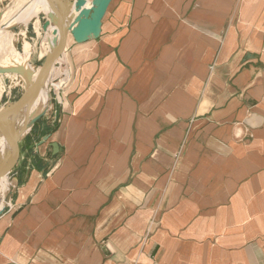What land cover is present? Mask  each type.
I'll list each match as a JSON object with an SVG mask.
<instances>
[{
  "label": "crops",
  "instance_id": "0c3cea01",
  "mask_svg": "<svg viewBox=\"0 0 264 264\" xmlns=\"http://www.w3.org/2000/svg\"><path fill=\"white\" fill-rule=\"evenodd\" d=\"M31 13L7 39L37 69L54 36ZM18 78L0 74V109ZM49 87L0 264H264V0H113L98 39L69 35Z\"/></svg>",
  "mask_w": 264,
  "mask_h": 264
},
{
  "label": "water",
  "instance_id": "95a60500",
  "mask_svg": "<svg viewBox=\"0 0 264 264\" xmlns=\"http://www.w3.org/2000/svg\"><path fill=\"white\" fill-rule=\"evenodd\" d=\"M113 0H92L88 6L87 0H46L48 13H43L46 21L43 24L45 32L55 25L50 51L43 64L37 69L28 65L9 63L10 67L1 68V75H16L21 78L24 92L15 102H9L0 109V136L5 139L9 149L0 151V182L4 180L3 192L0 198V216L9 207L14 195V182L10 177L21 157V144L33 130L35 124L48 114L53 108V94L49 87V77L57 62L61 59L69 35L76 43L82 44L101 36L103 20ZM29 5L23 6L5 23L1 25L0 36L7 31L12 32L20 24L16 21L25 13ZM7 60L5 53H0ZM9 60V59H8ZM10 61V60H9ZM48 89L45 107L37 112L34 109L44 87ZM48 136H44L46 141ZM54 153L58 152V145L53 143Z\"/></svg>",
  "mask_w": 264,
  "mask_h": 264
},
{
  "label": "bare ground",
  "instance_id": "6f19581e",
  "mask_svg": "<svg viewBox=\"0 0 264 264\" xmlns=\"http://www.w3.org/2000/svg\"><path fill=\"white\" fill-rule=\"evenodd\" d=\"M91 2L92 1H88V6L91 5ZM16 5L21 6L20 8H22L23 6L29 5V8L25 11V13L19 19H21L24 16L30 14L32 11L33 12L31 13L30 16H32L34 14L36 15L37 11L39 12L38 15L40 13H48V11H49L47 3H46V0H18L16 2ZM20 8H16L14 10H11V11L5 13L2 16L1 25L5 24L17 12V10H19ZM50 28L52 30H54L55 29V25L51 26ZM8 46L9 45L7 43V32H6L5 34L0 36V53H5V56H7V58L10 61L8 59L5 60L4 58H2V60H4V63L6 65H8V66H10L9 63H12V62L16 63V64H19V65L26 66L28 64V61L25 58H23L19 53H15L13 50H10L8 48ZM0 57H1V54H0ZM0 143H1L0 144V151L1 152H5V151H7L9 149V146H8V144H7V142L5 141L4 138L2 139V141Z\"/></svg>",
  "mask_w": 264,
  "mask_h": 264
},
{
  "label": "rangeland",
  "instance_id": "374dc122",
  "mask_svg": "<svg viewBox=\"0 0 264 264\" xmlns=\"http://www.w3.org/2000/svg\"><path fill=\"white\" fill-rule=\"evenodd\" d=\"M17 1H18V0H14V2L12 3L11 8L7 9V11L4 12V14L7 13V12H9V11H11L12 9L15 8V6H16V2H17ZM40 17L43 19V20L41 19V22L44 24L45 21H46V17H45V15H44L43 13H41V14H40ZM11 35H13V44H14V46L16 47V49H17L19 52H21V51H22V50H21V45H20V42H21V41L18 40L19 37H18V36H15L13 33H12ZM7 38H8V36H7ZM7 43H8V45H9V39H7ZM1 57H2V56H1ZM3 62H4V61H3ZM2 64L4 65L5 63H2ZM19 80H20V78H18V80H14V84H18V83H19Z\"/></svg>",
  "mask_w": 264,
  "mask_h": 264
}]
</instances>
